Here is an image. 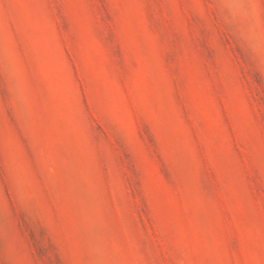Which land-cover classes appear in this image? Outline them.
Returning <instances> with one entry per match:
<instances>
[{"label":"rangeland","instance_id":"rangeland-1","mask_svg":"<svg viewBox=\"0 0 264 264\" xmlns=\"http://www.w3.org/2000/svg\"><path fill=\"white\" fill-rule=\"evenodd\" d=\"M0 264H264V0H0Z\"/></svg>","mask_w":264,"mask_h":264}]
</instances>
